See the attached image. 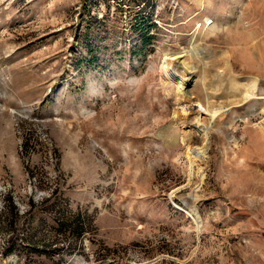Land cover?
Here are the masks:
<instances>
[{"label": "rangeland", "instance_id": "374dc122", "mask_svg": "<svg viewBox=\"0 0 264 264\" xmlns=\"http://www.w3.org/2000/svg\"><path fill=\"white\" fill-rule=\"evenodd\" d=\"M170 53L202 105L223 75L207 140ZM0 264H264V0H0Z\"/></svg>", "mask_w": 264, "mask_h": 264}, {"label": "bare ground", "instance_id": "6f19581e", "mask_svg": "<svg viewBox=\"0 0 264 264\" xmlns=\"http://www.w3.org/2000/svg\"><path fill=\"white\" fill-rule=\"evenodd\" d=\"M189 53L192 55L198 54L196 48L195 49L193 48L191 52L189 51V52H186L185 54H189ZM223 55L225 56L226 54H223ZM177 66H180V68L182 70V72L180 71L181 73L177 72V69H176ZM188 68L189 67H186L185 63L182 60V55H180L178 53H174V54L170 53L169 56L168 55L165 56V58L161 64V68H160V70H161L160 72L162 75L161 77H163L165 79V83H168V84L172 83V85L175 86V92H174L175 94L174 95H176L175 96L176 98H175V105H174L175 108L173 109V118L177 122V126H178L177 128H180L181 132H184L185 134H187V133L191 132L192 129L197 128L200 123H202L201 119L203 117L208 116L210 119V126L205 127L202 131L201 130L198 131V132H201V135L203 134V136L205 137V140H207L209 129L213 128L214 126H219L221 119H223V117L226 114V110L224 108H221L218 105V98H216V96H217L216 94H218L219 92H222L224 87H225L223 75L222 74L216 75L214 82H213L214 87H215L214 89L212 86L210 88H208V91L204 88V90H205V101H204L205 104L202 105L197 101L196 96H194V94L191 93L188 89L189 86L193 85L191 83L195 81V79L193 77V72H191V71L187 72V73L185 72ZM189 70H190V68H189ZM187 75H189V76H187ZM202 80H204V79H202ZM204 81H206V80H204ZM204 81L202 82V84L204 83ZM228 81H229L228 83H229V88H230L229 95L232 98V100H231L232 105H234L235 107H238L241 104H244L246 102H249V101L255 99V97H256L255 92L258 88V83H259L256 78H253V77L241 78L237 75H231L229 77ZM162 82H163V80H162ZM165 83H163V84H165ZM168 86H170V85H168ZM168 86H166V87H168ZM173 90L174 89H172V91ZM223 93H225V92H223ZM173 124H174V122H173ZM177 128H175V129H177ZM171 134H172V132L169 135H171ZM184 136H183V138H184ZM176 137H177V135L175 134L174 140ZM180 138H182V137H180ZM170 140H171V138H170ZM206 151L207 150L205 149L204 146H202V147H190L189 146V148H188L189 154L188 155H190L192 158L198 160V162H202V163L204 162L205 163V159L207 158L206 157V155H207ZM191 213H192V216L195 219V221H198L199 216L196 212L195 206L191 207Z\"/></svg>", "mask_w": 264, "mask_h": 264}, {"label": "trees", "instance_id": "16d2710c", "mask_svg": "<svg viewBox=\"0 0 264 264\" xmlns=\"http://www.w3.org/2000/svg\"><path fill=\"white\" fill-rule=\"evenodd\" d=\"M148 41L149 40L145 39L144 37L141 38V42H142L143 45H146L148 43ZM12 207H13V205H12Z\"/></svg>", "mask_w": 264, "mask_h": 264}]
</instances>
